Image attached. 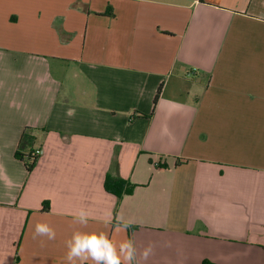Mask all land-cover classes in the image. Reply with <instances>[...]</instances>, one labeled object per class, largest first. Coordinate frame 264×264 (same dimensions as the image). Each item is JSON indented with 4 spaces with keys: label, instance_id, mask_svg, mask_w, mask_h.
<instances>
[{
    "label": "crops",
    "instance_id": "crops-1",
    "mask_svg": "<svg viewBox=\"0 0 264 264\" xmlns=\"http://www.w3.org/2000/svg\"><path fill=\"white\" fill-rule=\"evenodd\" d=\"M117 218L133 264H264V0H0V264Z\"/></svg>",
    "mask_w": 264,
    "mask_h": 264
},
{
    "label": "clouds",
    "instance_id": "clouds-1",
    "mask_svg": "<svg viewBox=\"0 0 264 264\" xmlns=\"http://www.w3.org/2000/svg\"><path fill=\"white\" fill-rule=\"evenodd\" d=\"M76 223L86 225L88 213L83 208L74 217ZM131 224L117 218L111 226L112 232L125 234V239L118 244L107 232L81 231L76 230L71 238L65 241L67 252L65 254V264H133L136 260L137 250L134 242L127 238V230ZM46 237L47 240L56 239L55 230L47 223H37L35 225L33 238ZM153 253V245L149 244L143 250L142 256L145 260Z\"/></svg>",
    "mask_w": 264,
    "mask_h": 264
},
{
    "label": "trees",
    "instance_id": "trees-1",
    "mask_svg": "<svg viewBox=\"0 0 264 264\" xmlns=\"http://www.w3.org/2000/svg\"><path fill=\"white\" fill-rule=\"evenodd\" d=\"M160 92L157 94L154 103H157ZM33 141V137L29 133H25L19 144L16 156L18 159L25 163L28 173H31L37 166L39 156H34L33 152L26 151ZM135 189V185L131 184L128 181H125L120 178H114L112 176H107L105 180V190L121 199L125 195H131ZM44 210L48 211V204L44 205Z\"/></svg>",
    "mask_w": 264,
    "mask_h": 264
},
{
    "label": "built area",
    "instance_id": "built-area-1",
    "mask_svg": "<svg viewBox=\"0 0 264 264\" xmlns=\"http://www.w3.org/2000/svg\"><path fill=\"white\" fill-rule=\"evenodd\" d=\"M34 156H38L39 155V152H35L33 153Z\"/></svg>",
    "mask_w": 264,
    "mask_h": 264
}]
</instances>
